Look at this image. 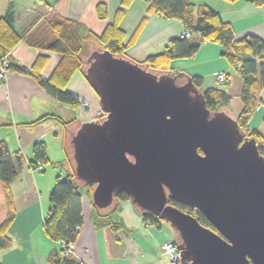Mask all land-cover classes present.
<instances>
[{
  "label": "water",
  "instance_id": "water-1",
  "mask_svg": "<svg viewBox=\"0 0 264 264\" xmlns=\"http://www.w3.org/2000/svg\"><path fill=\"white\" fill-rule=\"evenodd\" d=\"M86 62L80 73L104 116L81 119L70 138L73 171L92 184V205L125 192L137 214L172 228L180 264H264V156L255 136L225 109L208 108L181 71L152 73L106 48Z\"/></svg>",
  "mask_w": 264,
  "mask_h": 264
},
{
  "label": "crops",
  "instance_id": "crops-1",
  "mask_svg": "<svg viewBox=\"0 0 264 264\" xmlns=\"http://www.w3.org/2000/svg\"><path fill=\"white\" fill-rule=\"evenodd\" d=\"M98 1L105 3L104 18L96 15L95 5ZM190 1L206 3L220 13L222 20L232 24L235 39L249 33L264 39V2ZM120 2L121 0H0V15L11 9L14 29L23 35L6 53L10 67L0 82V143L7 145L12 153V162L16 164V174L9 183L12 206L15 209V217L8 230L12 242L9 247L0 250L2 264H47L48 252L56 246L60 247L58 240L47 235L42 222L50 206L49 191L56 176L60 175L59 168L66 172V166L59 164L64 157L60 139L62 128L59 121L51 117L33 125L24 123L47 112L63 117L72 115L79 119H89L100 110L97 95L80 71L72 73L65 89L88 101V107L82 108L77 102L72 106L70 103L57 101L39 85L36 78L25 69H18V66L28 67L37 55H46L39 78H48L59 57L58 53L43 49L39 45L41 41L52 38L47 28L48 19L58 13L79 20L98 32L114 19ZM119 25L125 31V39L130 37L136 27L139 28L134 40L125 49L128 56L136 60L162 51L169 40L184 36V31L188 30L177 18L157 13L149 6L148 0H129ZM185 36L200 39L198 34ZM90 52L86 51V58ZM235 64L232 65L222 53L220 43L206 39L199 41L197 49L191 55L176 57L169 66L174 72L181 71L190 77H200L203 87L215 86L224 89L230 99L225 110L236 116L241 111L244 77L236 70ZM219 71L226 73V80L217 84L212 76ZM257 98L254 110L247 116V126L249 130H257L264 138V86L259 88ZM38 141L44 142L46 157L42 168L36 169L31 168V161H35L32 146ZM17 150L23 156L21 163H16L13 158V151ZM46 164L50 165L51 173L45 175ZM47 175L49 179L43 182L40 176L46 178ZM36 187L38 193L35 192ZM81 203L83 218L73 241L71 255L84 264H168L167 258L160 255L159 251L161 241L173 236V232L166 225L145 221L133 210L130 201L120 200L113 214L119 227L113 229L108 225L95 226L90 216L92 202L84 193Z\"/></svg>",
  "mask_w": 264,
  "mask_h": 264
},
{
  "label": "trees",
  "instance_id": "trees-1",
  "mask_svg": "<svg viewBox=\"0 0 264 264\" xmlns=\"http://www.w3.org/2000/svg\"><path fill=\"white\" fill-rule=\"evenodd\" d=\"M149 6L163 16L177 18L181 25L189 30V34H198L200 39H192L188 36H177L169 40L163 47V50L152 55H147L142 60H136L126 53V48L134 40L138 27L129 38L125 39V31L119 25V20L124 12L125 6L129 0H121L116 9L113 20L108 22L101 31H95L87 24L73 20L68 17L54 13L47 22L48 31L52 38L41 41V48L49 49L58 53L56 66L45 81L39 78V72L47 59L45 55H37L34 61L28 67L18 66V69L26 70L29 75L36 78L40 86L44 87L48 93L58 101L76 104L74 95L65 89L67 81L73 75L74 71L83 72L87 66L86 54L84 51L92 49L106 48L116 56H124L138 62L140 67L151 71L152 73H163L166 70H172L170 62L176 57H185L191 55L199 44L200 40H212L222 46V53L227 56L231 64L241 61L244 70L241 73L244 77L242 85L241 111L234 116L243 135H254L258 141V150L264 156V138L259 135L257 130H249L247 126V116L250 114L258 101L257 94L260 87L264 86V39L254 34H246L238 39L234 38L233 27L228 21L222 20L220 13L211 6L204 3H194L190 0H148ZM254 3H262L264 0H250ZM46 2V1H45ZM47 4V2H46ZM96 15L104 18L106 15L105 3L98 1L95 5ZM21 33L14 29L13 12L6 11L0 15V54L7 53L22 38ZM196 87L203 91L206 106L211 110L225 109L229 102V95L221 87L209 86L203 87L200 77H191ZM51 117L59 121L61 125V148L64 151V157L60 161L66 167L65 175H57L54 184L49 191L48 207L43 218L42 226L45 232L54 240L65 239L74 241L77 230L82 222L83 213L81 212V197L86 194L90 200L92 184H85L80 181L73 171L74 160L71 149V135L79 124V118L69 115L63 117L56 113H44L37 116L32 121H26L24 124L33 125L39 121ZM102 116L98 117L101 119ZM264 119V115H263ZM35 161H31L32 166L37 162L45 160L44 142L38 141L32 146ZM197 151L200 153L201 149ZM13 158L16 163L23 160L20 151H13ZM16 164L12 162V153L5 143H0V188L6 206L4 218L0 221V250L7 248L12 242L8 230L9 225L14 219L15 209L12 206V195L10 194V181L15 176ZM128 195L125 192H118L112 198V203L105 207L92 205L91 221L95 226H110L113 229L119 227V223L113 217L120 200H127ZM174 204L179 209L193 214L196 219L212 230H217L210 223L200 210L195 207H188L180 204L174 199H169V203ZM140 215L145 221L158 222L162 219L154 217L150 212L140 210ZM163 221V220H162ZM47 264H84L80 259L69 253L64 252L63 247L56 246L50 250L46 256ZM0 264H2L0 260Z\"/></svg>",
  "mask_w": 264,
  "mask_h": 264
},
{
  "label": "built area",
  "instance_id": "built-area-1",
  "mask_svg": "<svg viewBox=\"0 0 264 264\" xmlns=\"http://www.w3.org/2000/svg\"><path fill=\"white\" fill-rule=\"evenodd\" d=\"M188 34H189V30H185L183 33V35H188ZM9 65H10V62L7 58L6 53L0 54V82L5 78L6 71L10 67ZM234 67L240 73H242L244 70V66H242V63L240 60L236 62ZM212 78H213V81L216 82L217 84L223 83L226 80V73L224 71H219L218 73L214 74ZM42 79L45 80L46 78L42 77ZM75 99L77 100L78 106L88 107V101L81 95L79 96L75 95ZM42 166H43V161L40 160L39 162L36 163L35 166L31 165V168L39 169ZM58 243L61 247L64 248L65 253H69V254L73 253V248H74L73 241L59 239ZM160 253H163L166 255L169 263L176 264V262H178L179 252L176 248L175 242H173L172 239L165 240L164 243L161 244Z\"/></svg>",
  "mask_w": 264,
  "mask_h": 264
},
{
  "label": "rangeland",
  "instance_id": "rangeland-1",
  "mask_svg": "<svg viewBox=\"0 0 264 264\" xmlns=\"http://www.w3.org/2000/svg\"><path fill=\"white\" fill-rule=\"evenodd\" d=\"M85 53H86V50L84 51ZM80 108H82V107H80ZM92 115H94V116H91V118H97L98 119V117H100L101 115L102 116H104L103 115V112L102 111H98V112H96V113H94V114H92ZM91 118H89V119H91ZM264 130V129H263ZM46 169H47V173H45V175L46 174H50L51 172H49V168H50V165L49 164H46ZM42 168V167H41ZM57 169V168H56ZM63 170V168H59V171H58V169H57V171H58V173L60 174V176H64L65 175V173L62 171ZM39 172H42V173H44L43 171H41V170H39ZM56 172V171H55ZM40 178H42V181L43 182H45L46 181V179H49V176L47 175V177L46 178H43V176L41 177L40 176ZM37 190H38V188L36 187V189H35V192L36 193H38L37 192ZM43 194V193H42ZM43 197H44V194H43ZM5 212H6V206H5V204H4V202H3V195H2V193H1V189H0V221L4 218V215H5ZM157 224H159L160 225V223H163L164 225H166L165 227H167V229H170L172 232H173V235H174V231L172 230V228H170V226L165 222V221H162V220H160V221H158V222H156ZM172 238H173V236H172ZM171 238V239H172ZM168 240H170V239H168ZM164 241L165 240H163V241H161V244L162 243H164ZM161 244H160V248H159V251H161ZM164 255L165 257H166V255L165 254H163V253H160V255ZM167 258V257H166ZM167 262H168V264H171V263H169V261L167 260ZM176 264H179L178 262H176Z\"/></svg>",
  "mask_w": 264,
  "mask_h": 264
},
{
  "label": "flooded vegetation",
  "instance_id": "flooded-vegetation-1",
  "mask_svg": "<svg viewBox=\"0 0 264 264\" xmlns=\"http://www.w3.org/2000/svg\"><path fill=\"white\" fill-rule=\"evenodd\" d=\"M102 116V115H101ZM103 117V116H102Z\"/></svg>",
  "mask_w": 264,
  "mask_h": 264
}]
</instances>
